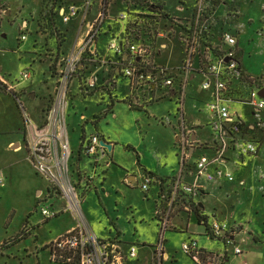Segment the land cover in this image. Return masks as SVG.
I'll return each instance as SVG.
<instances>
[{"label": "rangeland", "instance_id": "1", "mask_svg": "<svg viewBox=\"0 0 264 264\" xmlns=\"http://www.w3.org/2000/svg\"><path fill=\"white\" fill-rule=\"evenodd\" d=\"M85 1L65 0L63 8L74 3L81 6ZM181 1L192 11L194 0ZM45 2L0 0V69L6 81L5 84L0 80V177L3 176L5 182L0 186V242L6 240L11 243L9 249L0 255V264H51L45 244L52 243L78 225L72 211L48 223L45 221L47 224L43 222L38 211L41 206L55 204L58 209L66 203H57L54 199L46 204L40 202L38 198L46 194L47 183L29 163L24 146V112L38 125L42 124L54 91L50 66L55 57L56 43L49 35L51 31L38 25ZM99 3L100 0H94L87 21L95 20L100 11ZM111 3L96 47L101 59L107 62L117 58L109 46L113 41L118 45L123 41L126 22L119 17L130 10L122 0H111ZM178 3V0H173L168 14L184 22L185 15L177 12ZM207 6L208 25L211 24L212 32L208 37L209 44L214 45L219 36L231 33L237 39L241 66L264 84V0H208ZM77 19L65 23L61 16L58 17L59 27L66 36L65 54L79 43L84 14ZM204 20L206 22L205 17ZM24 23H28L25 31L22 30ZM164 23L167 24L166 21ZM172 29L180 33L175 26ZM22 34L27 35L25 41L21 40ZM163 43L169 47L156 51L159 64L175 68L181 66L185 53L179 35L170 41L160 42V45ZM94 69L100 77L107 76V71L100 68L99 63L94 64ZM23 71L31 73V80H20ZM203 80L202 75L191 81L185 101L187 119L192 122L190 127L198 132L196 142L187 147L188 152L199 148L190 164L203 154L211 159L214 156L213 150L206 149V144L211 146L213 133L207 126L205 108L211 99L209 93L201 89ZM129 86L128 79L119 78L117 90L110 96L102 88V80L97 90L90 94L80 92L79 84L75 85L66 111L73 146L70 175L76 184L80 176L90 179L87 187L81 185L79 194L82 197V214L94 233L104 240L115 239L120 234L127 244L138 247V259L132 264H152L151 257L163 226L161 215L168 211L170 203L166 201L167 194L164 197L166 202L158 200L159 188L155 183L147 193L141 190V184L147 171L167 180L180 174L185 152L177 141L181 105L175 97L155 101L150 95L143 97L141 92L133 96ZM250 90L249 87L243 88L245 99L249 98ZM136 98L143 107L141 111H133L127 105V100L132 99L135 103ZM112 102L113 115L107 113ZM233 106L247 120L252 119L248 104L234 103ZM197 121L202 122V129L193 128ZM16 125H20L19 132ZM82 131L86 132L87 140L91 135L103 137L113 147L109 152L111 160H103L95 168V162L84 152L79 157ZM255 134L261 141L258 155L246 156L245 161L238 153H231L228 157L225 170L233 175V183H207L204 177L199 180V186L209 197L208 202L202 203V215L208 218L209 223L216 220L227 224L231 231L224 238L212 235L209 228H205L202 236L196 235L199 228L195 218L191 216L189 226L186 221H172V217L178 214L177 209L172 210L170 227L164 233V251L168 260L163 264H199L183 251V244L190 239L202 241V246L206 247L197 258L200 264H264V127ZM12 143L22 144V149L11 147ZM209 172L215 173L214 165H210ZM129 177H134L136 183H131ZM188 181L194 183V178ZM40 190L44 192L42 196H38ZM27 219L34 228L30 236L20 240ZM237 249L242 253L236 254Z\"/></svg>", "mask_w": 264, "mask_h": 264}, {"label": "built area", "instance_id": "2", "mask_svg": "<svg viewBox=\"0 0 264 264\" xmlns=\"http://www.w3.org/2000/svg\"><path fill=\"white\" fill-rule=\"evenodd\" d=\"M129 13L119 17L126 22V28L133 22L134 14H142L135 8L134 0H122ZM155 0L149 1L152 4ZM177 12L185 15L183 21L174 19L169 15L168 8L173 5V0H157L161 3L164 13L176 24L184 27L178 29L177 33L172 29L173 24L167 22L164 28L162 25L156 30L155 38L157 44L154 47L132 42L124 36L123 41L118 45L116 41L110 44V50L119 57L121 72L130 81V90L133 96L141 92L143 97L150 95L155 101L160 98H177L181 107L179 110V123L177 141L179 146L184 148L183 164L178 176L173 180L171 188V201L168 211L161 213L163 226L159 241L151 257L152 264H163L168 260L165 253L164 233L170 227V214L175 200L182 196L194 197V204L199 205L205 189L199 186V180L205 178L207 183L223 184L233 183V175L225 170L226 162L231 153H238L241 160L245 157L258 155V146L261 141L253 139L252 135L263 129L264 98L259 96V92L264 89L263 82L258 78L247 77L241 66L240 55L237 50V39L231 33H225L218 37L214 45L209 44L208 37H211V30L208 25L207 2L208 0H194L193 9L190 11L184 1L178 0ZM172 2V3H171ZM94 0H86L83 5L72 4L62 8L59 12L63 22L70 23L84 14V19L79 29V43L74 46L69 54L60 57L57 65V72L54 76V91L51 106L45 114V120L38 125L25 113L24 141L28 154V161L34 167L36 173L47 183V191L39 198L43 204L51 200L65 202L66 206L56 209V205H43L38 211L43 218V222L57 218L61 214L72 211L78 220V225L70 232L58 237L46 246L50 252V261L54 264H132L138 259V247L136 245L127 246L122 240L100 239L88 225L86 218L82 214V197L79 194L81 185L87 187L89 178L80 176L79 183L76 184L71 171L72 150L70 147L68 127L66 121V111L68 99L70 98L71 87L76 79H81V92L90 94L97 89L100 81L99 72L94 71V64L99 63V67L107 62L97 56L95 46L100 36L102 26L105 24L108 13L111 9V0H100L98 14L93 22L87 21ZM2 8L0 7V11ZM206 19V22L204 20ZM181 22V23H179ZM207 25V26H205ZM28 23H24L22 30L27 29ZM127 29H125L126 32ZM177 33V34H176ZM126 34V33H125ZM175 35H179L180 44L185 53L184 62L179 67H168L159 64L156 51L167 49V42ZM27 39L26 34H22L21 40ZM204 76L201 89L208 92L211 101L206 105L207 126L212 130L211 146L206 144V149L213 150V158L206 155L199 156L193 164H190L199 148L187 151L189 144L196 142L193 138L197 131L191 127L181 126V115L185 111V101L187 89L191 81L197 76ZM32 75L28 71H23L20 80L25 82L31 80ZM0 80L6 84L2 74ZM246 80L251 81L249 86ZM249 87V98H244L243 88ZM154 92V95L151 93ZM145 99L143 98V102ZM234 103H246L250 108L251 120H247L245 115L235 110ZM136 105L140 101L136 98ZM146 104V103H145ZM201 112V111H200ZM201 123V124H200ZM194 122L193 128H200L202 122ZM246 130V134L243 132ZM108 145L99 135L90 136L83 146L82 153L95 162L94 167H98L103 160H111ZM194 145V144H193ZM208 146V147H207ZM19 150L22 149L19 145ZM210 165L215 166V173L209 172ZM108 167L109 164H106ZM194 178V183L188 179ZM154 180L145 175L141 184L144 193L149 191V187ZM4 177H0V186H4ZM202 196V198H201ZM37 211V212H38ZM30 223L24 226L23 236H30L33 229ZM211 234L217 238H224L231 228L222 222L213 220L209 223ZM6 240L0 242V254L10 245ZM185 254L194 257L196 260L200 255L199 242L196 239L183 244ZM236 254H241L237 249Z\"/></svg>", "mask_w": 264, "mask_h": 264}, {"label": "trees", "instance_id": "3", "mask_svg": "<svg viewBox=\"0 0 264 264\" xmlns=\"http://www.w3.org/2000/svg\"><path fill=\"white\" fill-rule=\"evenodd\" d=\"M135 3V8H137L139 10L140 13L142 14H134L132 13L133 16V22L129 23L127 25V30H126V34L127 38L130 39L132 42H137V43H144L147 45H150L152 47L155 46V44H157V39L155 38V34H156V30L162 25L164 27L167 26L166 23H164V21L169 22L171 24H173L172 27H176L177 29H184L183 26L174 23L165 13H164V8L163 5H161V3H155V0L152 4H150L149 1L151 0H134ZM65 0H46V2L44 3L40 15H39V19H38V25L40 26V28H45V30L49 31V35H51L53 37V39L55 40L56 43V52H55V57L51 62V66H50V72L52 73V78H54L56 72H57V65H58V61L60 59V57L62 55H64V45L66 42V36L65 34H63V32L61 31L59 24H58V17H59V12L60 10L63 8V6H65ZM211 26V25H210ZM209 26V29H210ZM49 30H48V29ZM117 78H121V79H126V77L124 76V74L122 72H120L118 74V76L116 75ZM246 83L251 86L252 82L251 81H247ZM96 91V90H95ZM94 91V92H95ZM115 85L112 84L110 89L108 90L109 95L111 96L112 92H115ZM154 95V92H151ZM166 99V97L160 98V101ZM127 105L131 108V110L133 111H141L142 110V106L141 105H136L132 99H129L126 101ZM113 107H114V102H112L111 106L109 107L108 110V114H112L113 113ZM148 107V106H147ZM247 132L246 130H244L243 134L245 135ZM253 139H256L255 135H252ZM261 144V143H259ZM83 150V146L82 149L80 151V153H82ZM146 176L151 177L152 179H156V181L158 183H165L164 181L160 180L156 175H154L151 172H147L145 173ZM163 192V189H162ZM171 190L168 192L167 194V198L166 201L168 203H170L171 201V196H170ZM163 194V193H162ZM207 194H203V196H206ZM165 196V195H164ZM202 198V196H201ZM194 197L191 196H182V197H178L174 204L172 209H174L176 207V205L178 203H182L185 206H188L191 211L194 213V216L196 218L197 223L200 226H203L206 228V230H208L209 228V220L206 216L202 215V211L203 208H201V204L199 205H195L194 204ZM203 205V204H202ZM169 207V205H168ZM204 207V205H203ZM158 214V213H157ZM158 221H160L158 219ZM26 224H28V222H26ZM26 236L21 235L20 236V240L23 239ZM17 244V242H16ZM201 253V252H200ZM193 260H195L194 257H192Z\"/></svg>", "mask_w": 264, "mask_h": 264}, {"label": "crops", "instance_id": "4", "mask_svg": "<svg viewBox=\"0 0 264 264\" xmlns=\"http://www.w3.org/2000/svg\"><path fill=\"white\" fill-rule=\"evenodd\" d=\"M78 20V19H77ZM106 23V22H105ZM100 37V36H99ZM98 41H99V38H98V40H97V44H96V46H95V50L97 51V49H96V47L98 46ZM97 56L99 57V58H101L100 56H99V54H98V52H97ZM105 62H107V61H105ZM118 63H119V57H117L116 58V60L115 61H111V60H109L105 65H103V66H100V68H102V69H104L105 68V72L107 73V76H102V77H100V74H99V78H100V81L98 82V84L101 82V80H102V88H104V89H106L107 91L110 89V87H111V85L112 84H114L115 85V90H117V87H116V81L120 78H117L116 77V75L118 76V74L121 72V69H119V65H118ZM242 68H243V71H244V73L247 75V77H251V78H253L252 76H250L249 74H248V72H247V70H246V68L245 67H243V65H242ZM109 69V70H108ZM115 72V75H114V72ZM0 72H1V74L3 75V70L2 69H0ZM256 78V77H255ZM53 81H54V78H53ZM81 83H82V80L81 79H76V80H74V82H73V84H72V87H71V93H70V97L72 98V95H73V93H74V88H75V85H77V84H79V90H80V92H81ZM97 88H98V86H97ZM97 90V89H96ZM93 93V92H92ZM52 99V98H51ZM69 107V106H68ZM113 110H114V107H113ZM68 112V111H67ZM112 115H113V113H112ZM201 121H197V124H199ZM201 124V123H200ZM16 127H17V131L19 132V130H20V125H16ZM95 127H96V129H97V124L95 125ZM203 128V125H201V127L200 128H197V129H202ZM197 134H198V132H197ZM68 135H69V130H68ZM92 136V135H91ZM196 137V136H195ZM195 137L193 138L194 140H196L195 139ZM87 137H86V132H84V131H82V139H81V145H80V151H81V149H82V146H84L85 145V143H86V139ZM103 138V137H102ZM103 140H104V138H103ZM69 141H70V147H73L72 146V141H71V138H70V135H69ZM12 142V141H11ZM10 142V143H11ZM12 146L11 147H14V146H18L19 147V145H21V147H22V144H20V143H12L11 144ZM113 150V149H112ZM80 151H79V157H81L82 156V153H80ZM16 153H18V152H16ZM259 154V153H258ZM88 158V157H87ZM89 159V158H88ZM245 161V160H244ZM82 162V160H80V163ZM145 171V170H144ZM147 171V170H146ZM147 172H149V171H147ZM152 173V172H151ZM155 175V174H154ZM157 176V175H156ZM160 180H162V181H164V182H166V184L164 183H158L157 181H154L153 183H155L157 186H158V188H159V191H158V200L160 201V202H166L165 201V196L164 195H166V194H168V192L171 190V188H172V184H173V180H174V178H175V176L173 177V178H171V179H165V178H163V177H159V176H157ZM129 181L131 182V183H136V180H135V178L134 177H129ZM222 185V184H221ZM48 188V187H47ZM162 189H163V192H162ZM47 191V190H46ZM41 193L42 194H44V192L42 191V190H40V191H38V196L39 195H41ZM163 193V194H162ZM40 198V197H39ZM38 198V199H39ZM208 195H206L204 198H203V203H205V202H208ZM200 202V204L202 203V199L199 201ZM59 203V202H58ZM156 205H157V203H156ZM62 207V206H61ZM60 207V208H61ZM201 208H203L202 207V204H201ZM177 209V215L174 217H172V221L174 220V221H177V220H182V221H186L187 222V224H188V226H189V224H190V218H191V216H193L194 218H195V216H194V213L191 211V209L188 207V206H185V205H183L182 203H178L177 205H176V207L174 208V210H176ZM180 210H183L182 212L183 213H180ZM37 212V211H36ZM64 214V213H63ZM62 215V214H61ZM208 215V214H207ZM30 217H32V216H30ZM29 217V218H30ZM59 217V216H58ZM57 217V218H58ZM56 219V218H55ZM195 220H196V218H195ZM50 221V220H49ZM158 221V220H157ZM26 222H28V219H27V221ZM47 223H48V221H46ZM197 222V221H196ZM29 223V222H28ZM45 223V222H44ZM47 223H45V224H47ZM33 227H34V225H33ZM198 228H199V232H197L196 233V235H200V236H202L203 234V232L205 231V227H203V226H200L199 224H198ZM117 238L118 239H120V240H122V238H121V235L119 234L118 236H117ZM190 240H192V239H190ZM189 240V241H190ZM197 240V239H196ZM5 241V240H4ZM123 241V240H122ZM198 242H199V246H200V250L202 251V249H204V248H206L205 246H202V241H199L198 240ZM123 243H125L127 246H132V245H129V244H127L125 241H123ZM17 245V244H16ZM48 244L46 243L45 244V246H44V248L46 249V246H47ZM7 249H9V247L7 248ZM4 253V252H3ZM2 253V254H3ZM2 254H0V255H2ZM195 261H198V263L200 264V261L197 259H195ZM50 263L51 264H54V263H52L51 261H50Z\"/></svg>", "mask_w": 264, "mask_h": 264}, {"label": "flooded vegetation", "instance_id": "5", "mask_svg": "<svg viewBox=\"0 0 264 264\" xmlns=\"http://www.w3.org/2000/svg\"><path fill=\"white\" fill-rule=\"evenodd\" d=\"M182 119H181V126L183 127H190V122L188 119H187V114H186V110L184 111V113L181 115Z\"/></svg>", "mask_w": 264, "mask_h": 264}, {"label": "water", "instance_id": "6", "mask_svg": "<svg viewBox=\"0 0 264 264\" xmlns=\"http://www.w3.org/2000/svg\"><path fill=\"white\" fill-rule=\"evenodd\" d=\"M259 96L262 97V98H264V89H262L259 92ZM108 148H109L110 151H112V149H113V147L111 145H108ZM202 207H203V205H202Z\"/></svg>", "mask_w": 264, "mask_h": 264}]
</instances>
